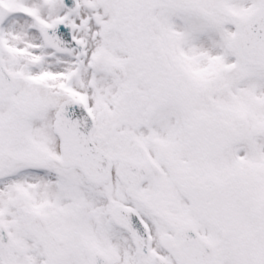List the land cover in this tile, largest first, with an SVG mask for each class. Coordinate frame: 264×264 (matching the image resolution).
Masks as SVG:
<instances>
[{"label": "snow or ice", "instance_id": "6c2138e0", "mask_svg": "<svg viewBox=\"0 0 264 264\" xmlns=\"http://www.w3.org/2000/svg\"><path fill=\"white\" fill-rule=\"evenodd\" d=\"M0 264H264V0H0Z\"/></svg>", "mask_w": 264, "mask_h": 264}]
</instances>
